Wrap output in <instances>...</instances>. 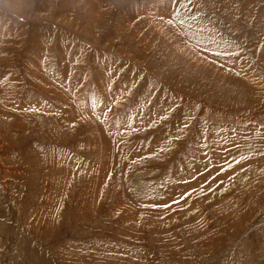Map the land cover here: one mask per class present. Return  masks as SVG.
Masks as SVG:
<instances>
[{
	"label": "rangeland",
	"instance_id": "1",
	"mask_svg": "<svg viewBox=\"0 0 264 264\" xmlns=\"http://www.w3.org/2000/svg\"><path fill=\"white\" fill-rule=\"evenodd\" d=\"M183 5L0 0V264H264V0Z\"/></svg>",
	"mask_w": 264,
	"mask_h": 264
},
{
	"label": "bare ground",
	"instance_id": "2",
	"mask_svg": "<svg viewBox=\"0 0 264 264\" xmlns=\"http://www.w3.org/2000/svg\"><path fill=\"white\" fill-rule=\"evenodd\" d=\"M33 60H34V59H33ZM114 130H115V129H114ZM121 144H122V143H121ZM119 154H120V153H119ZM119 156H121V155H119ZM118 158H119V157H118ZM119 162H120V161H119ZM96 163H97V162H96ZM132 166H133V165H132ZM109 167H110V166H109ZM79 178H80V177H79ZM117 180H118V179H117ZM97 181H98V180H97ZM80 182H81V181H80ZM163 187H164V186H163ZM151 188H153V187H151ZM160 188H162V187H160ZM160 188H158V189H160ZM169 188H170V187H169ZM158 189H157V190H158ZM150 193H151V192H150ZM88 195H89V194H88ZM88 195H87V196H88ZM149 195H150V194H149ZM159 195H161V197H162V196H164V193L159 194ZM156 196H158V194H157ZM161 197H157L156 199L161 198ZM160 200H161V199H160ZM139 203H140V202H139ZM160 204H161V203H160Z\"/></svg>",
	"mask_w": 264,
	"mask_h": 264
},
{
	"label": "snow or ice",
	"instance_id": "3",
	"mask_svg": "<svg viewBox=\"0 0 264 264\" xmlns=\"http://www.w3.org/2000/svg\"><path fill=\"white\" fill-rule=\"evenodd\" d=\"M176 3V0H173V4H175ZM181 6H184L183 5V0H181ZM177 14H178V12H177ZM169 23H171V21H169Z\"/></svg>",
	"mask_w": 264,
	"mask_h": 264
}]
</instances>
